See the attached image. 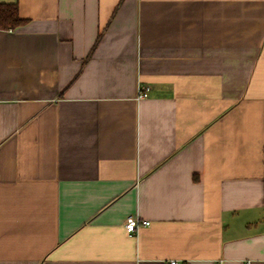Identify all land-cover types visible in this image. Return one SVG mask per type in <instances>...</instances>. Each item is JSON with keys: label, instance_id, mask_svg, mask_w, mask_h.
Returning a JSON list of instances; mask_svg holds the SVG:
<instances>
[{"label": "crops", "instance_id": "1", "mask_svg": "<svg viewBox=\"0 0 264 264\" xmlns=\"http://www.w3.org/2000/svg\"><path fill=\"white\" fill-rule=\"evenodd\" d=\"M0 3V264H264V0Z\"/></svg>", "mask_w": 264, "mask_h": 264}, {"label": "trees", "instance_id": "2", "mask_svg": "<svg viewBox=\"0 0 264 264\" xmlns=\"http://www.w3.org/2000/svg\"><path fill=\"white\" fill-rule=\"evenodd\" d=\"M25 23L17 3H0V29H15Z\"/></svg>", "mask_w": 264, "mask_h": 264}, {"label": "built area", "instance_id": "3", "mask_svg": "<svg viewBox=\"0 0 264 264\" xmlns=\"http://www.w3.org/2000/svg\"><path fill=\"white\" fill-rule=\"evenodd\" d=\"M151 87L150 85H143L138 88V98H144L147 97L149 94ZM150 221L149 220H142L137 216L136 214H130L125 221V229L129 234H134L139 230L144 225H149ZM169 264H180L177 259H171L169 261ZM247 264H250L247 262Z\"/></svg>", "mask_w": 264, "mask_h": 264}]
</instances>
